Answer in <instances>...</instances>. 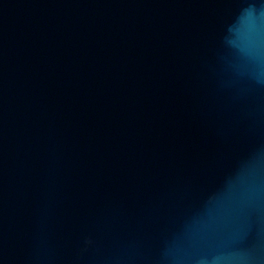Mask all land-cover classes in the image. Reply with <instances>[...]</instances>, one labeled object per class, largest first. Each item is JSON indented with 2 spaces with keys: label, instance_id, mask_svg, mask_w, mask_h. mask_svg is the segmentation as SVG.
<instances>
[{
  "label": "water",
  "instance_id": "1",
  "mask_svg": "<svg viewBox=\"0 0 264 264\" xmlns=\"http://www.w3.org/2000/svg\"><path fill=\"white\" fill-rule=\"evenodd\" d=\"M0 264H264V0H0Z\"/></svg>",
  "mask_w": 264,
  "mask_h": 264
}]
</instances>
